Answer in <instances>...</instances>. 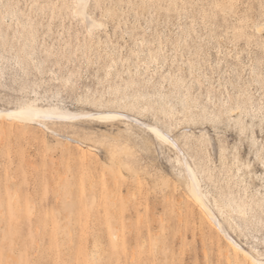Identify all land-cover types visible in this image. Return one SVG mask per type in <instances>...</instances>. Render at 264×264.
<instances>
[{"label": "rangeland", "instance_id": "obj_1", "mask_svg": "<svg viewBox=\"0 0 264 264\" xmlns=\"http://www.w3.org/2000/svg\"><path fill=\"white\" fill-rule=\"evenodd\" d=\"M74 2L0 0V107L124 108L171 129L230 234L264 261V36L256 31L264 0H92L114 13L105 29L98 13L92 35L73 18ZM232 3L227 19L214 7ZM9 4L21 7L5 22ZM241 19L251 21L252 60L247 41L239 51L257 69L243 83L230 54L237 46L220 39ZM136 38L159 53L170 77L144 69L142 58L118 63L106 79L109 46L127 44L128 60ZM70 74L75 88L63 83ZM250 200L243 219L235 201ZM226 246L189 200L175 150L144 129L120 120H0V264H238Z\"/></svg>", "mask_w": 264, "mask_h": 264}, {"label": "bare ground", "instance_id": "obj_2", "mask_svg": "<svg viewBox=\"0 0 264 264\" xmlns=\"http://www.w3.org/2000/svg\"><path fill=\"white\" fill-rule=\"evenodd\" d=\"M36 106L43 112H46L49 118L28 120L10 118L7 113L17 111L19 107H0V114H2L0 115V120L14 119L28 123H38L41 125H46L49 121L73 123L77 120H95L99 122L120 120L125 122L129 128L136 125L139 128L144 129L157 140L173 148L176 152V162L184 171L189 191V200H191V202L199 209L204 221H206L210 227L218 231L225 238L227 242L225 253L228 261L232 262L236 259L238 264H264L261 257L263 253H260L255 246H247L240 243L230 234L229 228L225 222L224 212L218 207V203L216 201L214 202V199H210L208 193L204 191L201 179L192 160L190 159L186 147L180 140L179 136L175 135L171 129L165 128L158 123L146 120L141 116L140 112L136 113L134 110L124 108L97 107L96 109L81 108L73 110L61 108L56 105L45 106L36 103ZM157 133H159V135H157ZM186 137L189 138L190 136L186 134ZM64 139L75 141L77 144H80L78 139H75L74 136L68 135V137H65ZM253 203L256 202L254 200H250L249 203L245 201H235L238 213L243 219L249 217L250 212L248 211H253ZM235 224L238 227H241L239 222H236Z\"/></svg>", "mask_w": 264, "mask_h": 264}, {"label": "snow or ice", "instance_id": "obj_3", "mask_svg": "<svg viewBox=\"0 0 264 264\" xmlns=\"http://www.w3.org/2000/svg\"><path fill=\"white\" fill-rule=\"evenodd\" d=\"M4 7L6 9L5 14H4V21L6 22L9 15H13V19L16 18V14H13L12 10L16 9L17 14H18V9L21 7V5L9 4V5H5ZM33 7L40 8L41 6L33 5ZM70 7L72 9L73 18L82 21V26L87 29L88 35L93 34V28L96 26L95 17L97 16L98 13H99L100 21H101L99 27L101 29H105L107 26L106 22L112 19L114 16V13L112 11H108V12L104 11L106 7L110 8L111 6L103 5V4H100L99 2H96L95 4H93L92 0H75V2ZM119 7H122V5L117 6V8ZM129 7H131V5ZM159 7L163 9L164 5H160ZM167 7L171 9L173 6L168 5ZM176 7L179 8V5H176ZM214 7L217 9L224 8L225 9L224 16L227 19V17L230 14V11L234 12L235 9L237 8V5L235 3H232L230 5H215ZM30 22L33 24L35 23L34 21H31V20ZM248 23H251V21L241 19L239 21V27H236L234 30H230L227 37L223 35L220 37L222 41L225 39L228 40L229 48H231L233 45L237 46L236 51L231 52L230 54L235 58L238 64L242 65L244 68V72L239 73L241 83H243V78L248 76V69L250 67L252 68L251 75L253 78L256 76V71H257L256 62H252V63L246 62L243 59L244 53H241L238 47L239 43L242 41H247L249 43V47L245 48V52L248 53V60L251 61L252 57H251V50H250V42L252 40V37L247 34V32L245 31V27H244ZM90 24L92 25V27H89ZM256 31H258L261 34V36H264V18H262L260 22V26L256 29ZM127 35L128 33H125V40L127 38ZM108 39L111 40L112 38L109 36ZM145 45H146V42L144 40L136 38V42L135 44L132 45V50L130 52L128 60L123 59V53L127 48V44L125 45V48H120L118 45L109 46L107 51H108V54L112 57V59H111L110 65L105 69L106 79L111 77L114 67L118 63L128 64L132 60H136L137 62H139L142 58H147L145 59V62L142 65L144 69L151 70L154 68L157 73L165 75L166 78L170 77L172 75L171 72H167L166 69L160 68L161 59H160L159 53L154 54L148 51ZM161 51H163V45H161ZM217 53L224 54V55L228 54L227 52H225L224 49H217ZM117 54L121 56V59L119 61L114 58ZM35 62L36 61L33 60V63ZM43 64L44 62L42 61L41 66L37 68L36 71L42 72ZM258 64H259V71H260V83L262 86H264V49H262V56L259 59ZM140 70H141V66H138L137 72H139ZM237 72H238V69H237ZM235 74L236 73H226L225 75H235ZM53 75H56V74L53 73ZM177 78L180 79L179 73L177 74ZM63 83L65 87L67 88L76 87V84L74 83V80H73V76L71 74L68 75V78L65 81H63ZM18 104L20 106L17 111H12V112L7 113V115L10 118L22 119V120L40 119V118L48 119L49 118L48 114L46 112H43L41 109H39L36 106L35 102L29 103L27 100H24V101L18 102ZM157 135H159V133H157Z\"/></svg>", "mask_w": 264, "mask_h": 264}]
</instances>
